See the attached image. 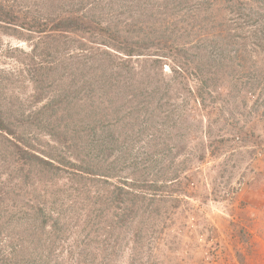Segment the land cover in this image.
Listing matches in <instances>:
<instances>
[{
    "label": "rangeland",
    "instance_id": "rangeland-1",
    "mask_svg": "<svg viewBox=\"0 0 264 264\" xmlns=\"http://www.w3.org/2000/svg\"><path fill=\"white\" fill-rule=\"evenodd\" d=\"M23 1L25 4L15 9L12 19L23 22L28 29L13 27L2 29L6 33H0V74L9 79V82L5 81L6 88L3 89L4 83L0 92L6 91L4 97L9 104L5 109H12L13 114L22 115L23 120L17 135L9 136L19 146L0 144V174L2 179L14 174L16 178L13 181L16 183L21 181L19 168H23L24 174L27 175V171L30 174L25 189L16 200L17 204L12 207H15L12 210L14 216H22L25 211L33 213L42 206V182H37L39 173L32 175L29 170L34 169L30 164L38 165L39 155L54 154L56 161H79L81 152H85V159L96 155L97 150L85 148V141L99 132L94 133L85 128L75 130L81 124L78 110H75L74 102L69 104L66 99L68 89L62 93V89L71 84L72 77L68 74L62 76L51 63L57 60L55 56L66 55L67 68L73 72L75 64L71 56L75 52L77 34L82 33L83 37L88 38L96 31L99 39L108 40L110 37V34L104 36V30L95 22L87 24L86 32L78 30V33L73 22L79 14L92 19V16L97 15L93 11L99 14L96 21L103 19L100 15L102 10H109L107 2ZM137 2L115 0L112 7L115 14L111 18L115 21L119 19L125 25L117 33H120L119 39L127 35L128 42L124 44L116 40V43H120V47L167 55L168 58L164 56L162 62L156 63V69L163 65V79L171 82L167 104V99L163 100V110L174 113L172 118L170 116L166 120L164 111L157 110L161 118L152 116L150 126L140 129V132L136 131L138 126L130 131L127 130L129 126L119 122L113 125L114 133L107 135L106 132L104 136L109 139L108 143L118 138L113 143L118 146L123 144L120 153L125 155L121 161H143L153 149L167 145V148L172 147V151L166 152L168 156L165 154L168 165L186 163L187 167L168 184V191L179 199V205L167 214L166 222L156 235V243L152 245L153 250L149 249L151 245L148 244L142 260L133 255L130 248L132 241L126 243L125 238L131 237L133 227L129 233L124 229H116L113 234L106 232L104 239L115 246L118 256L114 255V259L117 264H264V37L255 38L249 30L223 33L219 23L235 19L236 15L220 10L221 3L213 12L209 9L197 14L199 11H196V17H191L184 15L185 12L171 14L173 10L170 8V13H167L164 6L168 3L164 0H147V6L139 2V11L135 12L134 17V13L127 9L130 3L134 6ZM122 3H125V7ZM81 5H85L83 13L79 12ZM90 8L93 10L89 11ZM150 11L153 13L147 17L145 14L148 15ZM116 13L121 15L116 16ZM62 15H70L74 19L63 20ZM41 17L42 23L33 22ZM259 19L264 21V14ZM28 23L32 26H28ZM135 23L139 38L131 35L135 28L132 24ZM150 24L158 30L153 35L151 33L150 38H144V31ZM170 24L173 31H164L162 26ZM93 27L96 29L92 30ZM220 34L236 35L235 44L225 45L230 49L239 47L237 51L230 50V55L223 56L220 52L215 54L213 59L224 65L222 71L213 67L214 61L209 51ZM243 34L248 45L243 42ZM47 44L51 46L50 49H45ZM107 51L104 55L108 61L114 59L116 69L120 68V62L130 64L132 69L138 65L136 70L139 77L136 79H141L140 70L145 56L135 54L131 57L115 47ZM199 63H202L201 69L197 67ZM131 67L121 68H124V73H128ZM181 75L186 80L184 85ZM197 87H204L201 95ZM156 101L152 107L157 106ZM133 120L135 117L127 121ZM163 121L167 126H164ZM24 130L25 136L20 138ZM125 135H130V140L125 139ZM131 146H134L132 150ZM129 147L130 151L127 150ZM100 156L103 157V153ZM103 159L113 161L110 156ZM71 170L68 164L60 172L64 175L62 181L65 183L69 182L67 176ZM129 171L127 168L121 176L123 178H111L109 182H124ZM41 175L39 178L42 181ZM113 213L110 209L105 215L108 216L106 220L111 219ZM16 217L10 222L9 233L15 239L21 238L18 240L21 244L22 233L26 236V230L35 227V223L31 217ZM98 222L94 225L97 226ZM49 227L47 225L45 228ZM74 237L70 236L69 242ZM11 238L9 236V240ZM95 243L94 240L92 246ZM22 246L26 247L21 245L17 248L21 249ZM98 255L103 257L104 252ZM67 256L69 253L65 248L60 257Z\"/></svg>",
    "mask_w": 264,
    "mask_h": 264
},
{
    "label": "trees",
    "instance_id": "trees-1",
    "mask_svg": "<svg viewBox=\"0 0 264 264\" xmlns=\"http://www.w3.org/2000/svg\"><path fill=\"white\" fill-rule=\"evenodd\" d=\"M92 1L93 4H97V1H99L98 4L107 2L111 6H109L108 11L102 10L100 16L103 19L96 21L99 16L96 11H93V14L97 15L92 16V19H87L81 14L75 20L70 15H62L61 18L67 21L73 20L77 31L85 32L87 24L95 22L104 30V36L110 34L109 39L97 38L96 31L90 37L85 38L78 31L80 34H77L75 52L71 56L74 59L73 64H75L73 72L67 68L69 64L66 62L68 58H64L67 57L66 55L55 56L57 60L51 64L62 73V76L68 74L72 77L71 84L62 89V93L68 89L67 93L71 98L65 95L66 99L69 104L74 102V108L78 110V118L81 119V124L75 130L85 128L94 133L99 132L96 135L98 137L91 135L85 141V148L97 150V153L85 159V152H81L82 158L79 161H56L55 155L50 153H46L44 156L39 155L40 162L38 165L30 164L34 169L29 170L32 175L39 173L37 182H42V206L33 213L25 211L22 216H14L12 210L15 207L13 209L12 207L17 204L16 200L20 197V192L25 189L26 179L30 176L29 172L27 171L26 175L22 172L23 168H19L20 172L18 173L21 181H17V183L13 181L16 178L14 174L13 176L8 175L4 179L1 178L2 174H0V264H73L74 261L76 264H117L114 259V255H117L115 254V246L110 245L108 240L104 239L105 233L113 234L116 229H124L129 233L132 227L131 237L125 238L126 243L132 241L133 244L130 248L133 255L142 260L149 245H151L149 249L153 250L152 245L156 243V235L160 233V226L166 222L167 214L179 205V199L174 196V193L169 192L167 187L169 183L177 179L187 165L186 163L168 165L165 154L169 150L172 151L171 146L167 148L165 145L160 149H153L149 157H144L143 161L126 162L121 161L125 155L120 153V150L124 148L123 144L118 146L117 143H113L118 138L108 143L107 140L109 139L104 136L106 132L107 135L114 133L113 125L119 122L123 126L125 124L129 126L127 130L130 131L138 126L136 131L140 132V129L144 130L150 126L152 116L156 115L161 118V113L158 115L157 110L164 111L166 120L170 118L174 112L163 110L165 106L163 100L167 99L165 101L167 104L171 82H166L163 79V65L161 67L159 65L156 69V63L162 62L163 58L168 57L164 53L120 47V43H116V40L124 44L128 42L127 35L125 38L119 39L120 33H117L125 25L119 19L115 21L111 18L115 14V10L112 8L115 5V0ZM121 1L126 3L127 0ZM146 1L138 0L134 6L133 3L132 5L130 3L127 11L134 13L133 16L136 17L135 12L139 11L137 9L139 2L147 6L149 3ZM76 2H85V0ZM164 2L168 3L164 6L167 13H170L168 9L170 8L173 10L171 14L179 15L180 12H185L184 15L191 17H196L197 14L209 9L213 12L221 3L220 10H226V13L236 15L235 19L219 23L223 33L233 30L243 33L244 30H249L250 35L255 38L262 39L264 37V21L259 19L264 14V0H164ZM125 3L121 5L125 7ZM24 4L23 0H0V33H6L2 29L13 27L28 29L23 22L19 23V21L12 19L16 12L15 9ZM84 6H80L82 8L79 10L80 13L85 11ZM88 10L92 11L93 8ZM189 10L191 12H188ZM196 11L199 13L196 14ZM121 13H116V16L121 15ZM152 13L153 11H150L148 15H145L149 17ZM33 22L42 23V17ZM131 22L136 21L132 20ZM28 26H32L31 23H28ZM132 26L135 28L132 29L134 34L131 35H137L139 38L136 23ZM146 28L147 30L143 34L144 38H150L158 30L151 24ZM162 28L166 32L171 33L173 31L171 24L162 26ZM94 29L96 27L92 28V30ZM242 36L243 42L248 45L247 38L244 34ZM235 38L236 35L221 36L220 34L213 48L209 50L212 61H214L213 67L216 66L218 71H222L224 65L213 59L215 54L220 52L221 55L226 56L230 55V50H239V47L238 49L227 47L229 44H235ZM110 47H115L131 57L135 54L145 56L142 59L143 68L140 70L141 79H136L139 77V72L136 70L139 68L138 65L132 69L130 64L126 65L120 62L118 63L120 68L116 69L114 59L108 61L104 53L108 52L107 49ZM47 48L50 49L51 46L47 44L45 49ZM235 55H238L237 52ZM122 66L131 67V71L124 73ZM197 67L201 69L202 63H199ZM174 68L176 69V67ZM178 68L181 66L178 65ZM181 76L183 79L181 82L184 85L186 80H184L183 75ZM5 81L9 82L8 77H3L0 74V90L4 83L3 89L6 88ZM197 88L198 94L201 95V90L204 87ZM0 95L2 96L0 98V139L4 142L0 141V144L7 147H18V143L13 142L9 136L17 135L18 128L23 126L21 124L22 115L13 114L12 109H5L9 104L4 97L6 91L0 92ZM154 100H157L156 107H152ZM111 111L113 115H111ZM133 117L135 120L127 121ZM163 123H165L164 126H167L165 121ZM25 132L26 130L20 133V138L25 136ZM129 136L125 135V139L130 140ZM23 144L26 143L23 142ZM110 145L113 146L108 149ZM133 147L131 146V150ZM127 150L130 151V147ZM102 153L105 159L106 156L113 157V161H105L100 156ZM68 164L72 170L71 173L68 172L69 182L65 183L62 181L64 175L60 172ZM127 168L130 171L128 176L124 178V182L119 180L109 182L111 178H123L121 176ZM40 173H42V181L39 178ZM130 175L134 177L131 178ZM56 187L57 189H55ZM110 209L114 211L113 216L106 220L108 216L105 215ZM16 216L23 219L31 217L33 224L35 223V227L26 230L28 232H25V234L27 233L26 236L22 233L21 237L24 241L21 240V244L18 242L21 238L15 239L9 233L10 222H13ZM96 217L99 219L95 220ZM16 218L18 219V217ZM97 221L99 222L95 226L94 223ZM47 225L50 226L49 229L45 228ZM72 235L75 236L74 240L69 242V237ZM9 236H12L10 240ZM8 240L9 244L6 243ZM94 240L96 243L95 246H92ZM21 245H26V247L23 248L22 246L21 249H18L17 246ZM126 246L129 247V245ZM65 248L68 249L69 256L61 258L60 253L64 252ZM84 252L85 256L82 257ZM99 252H104V256L100 257ZM90 253L94 255L89 256Z\"/></svg>",
    "mask_w": 264,
    "mask_h": 264
},
{
    "label": "crops",
    "instance_id": "crops-1",
    "mask_svg": "<svg viewBox=\"0 0 264 264\" xmlns=\"http://www.w3.org/2000/svg\"><path fill=\"white\" fill-rule=\"evenodd\" d=\"M262 202L264 203V199H262Z\"/></svg>",
    "mask_w": 264,
    "mask_h": 264
}]
</instances>
